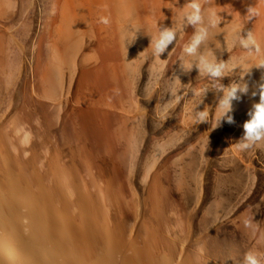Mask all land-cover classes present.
Wrapping results in <instances>:
<instances>
[{
  "label": "bare ground",
  "instance_id": "obj_1",
  "mask_svg": "<svg viewBox=\"0 0 264 264\" xmlns=\"http://www.w3.org/2000/svg\"><path fill=\"white\" fill-rule=\"evenodd\" d=\"M201 2L206 19L214 8L226 26L250 21V32L264 48V15L247 19V9L264 0ZM41 3L37 16L44 20L37 28L47 38L48 52L43 55L32 45V63H27L29 42L15 34L25 38L34 32L32 0H0V264H242L244 254L233 259L228 245L227 253H220L214 237L180 243L181 224L170 225L168 219L178 217V208L166 211L164 189L151 183L143 194L127 192L126 178L120 176L126 144L134 138L125 97L138 55L130 48L133 34L144 36L146 50L156 59L153 38L171 27L189 0ZM102 16L108 25L100 23ZM220 28H212V45L222 41ZM14 48L23 57L11 71ZM91 60L97 63L89 66ZM63 91L82 105L63 106ZM44 100L48 113L41 107ZM25 132L32 135L27 148L20 145ZM92 167L112 189L100 183ZM124 210L135 214L130 227L120 221ZM159 219H165L162 226Z\"/></svg>",
  "mask_w": 264,
  "mask_h": 264
},
{
  "label": "rangeland",
  "instance_id": "obj_2",
  "mask_svg": "<svg viewBox=\"0 0 264 264\" xmlns=\"http://www.w3.org/2000/svg\"><path fill=\"white\" fill-rule=\"evenodd\" d=\"M37 1L32 0L34 32L25 38L15 34L22 43L29 42L25 50L29 57L27 63H32V45L43 55L48 52L47 38L40 35L42 28H37L44 20L37 16V12L42 11V3L38 5ZM52 1L47 0V3ZM51 11L48 9L46 13L50 15ZM182 12L179 9L175 13L170 27L175 30L176 39L170 44L171 48L156 59L146 50L144 36L133 34L130 48L138 55L134 57L125 97L134 117V138L126 144L128 155L120 176L126 178L127 192L143 194L151 183L164 189L166 211L170 212L174 205L178 208V217L170 214L168 219L170 225L174 220L180 222V243L183 239L191 244L198 238L214 237L220 253H227V245L230 246L233 254L229 256L233 259L250 251V247L264 253V140L246 151L235 147L244 136L243 124L250 118L249 112L259 101V95L254 96L253 92L258 93L259 86L264 84V68L256 67L253 58L255 49L243 48L239 43L241 38H247L250 21L242 20L236 30V26H226L221 16L220 32L224 35L220 43L212 45V28L208 27L207 19L204 18L202 25L193 26L180 19ZM200 26L208 27V37L195 54L189 55L184 48L191 43ZM258 43L264 56V48ZM20 56L23 57L22 53L14 48L9 65L11 71L18 66ZM200 56L217 64L224 63V74L212 77L202 73L197 67ZM96 63L91 60L88 65ZM187 63L192 64V70L185 69ZM81 71L79 66L77 72ZM29 77L32 79L31 73ZM77 82L75 76L72 86ZM233 84L246 85L248 92L238 93L240 99L232 102L230 115L234 123L225 122L216 127L219 102ZM63 96L67 102L63 106L72 102L82 105L71 92L63 91ZM41 107L48 113L47 101L44 100ZM201 111H207V121L195 124L194 119ZM68 124L75 129L71 120ZM42 126H46V121L43 120ZM130 159L137 163H128ZM114 165L117 166L116 161ZM92 170L100 183L112 189L97 168L92 167ZM90 192L96 194L91 188ZM153 200L157 201L158 197ZM120 221L127 227L132 226L133 210L122 211ZM161 221L159 219L160 226L163 225ZM259 258L264 264V257Z\"/></svg>",
  "mask_w": 264,
  "mask_h": 264
},
{
  "label": "clouds",
  "instance_id": "obj_3",
  "mask_svg": "<svg viewBox=\"0 0 264 264\" xmlns=\"http://www.w3.org/2000/svg\"><path fill=\"white\" fill-rule=\"evenodd\" d=\"M207 24L208 27L217 28L221 23V16L218 15L214 8H209L207 10ZM264 15V3H260L259 6H252L247 9V19L251 20ZM204 13L202 10L201 0H189L185 9L181 13L180 19L186 20L188 24L197 26L202 25L204 22ZM100 23L104 25L109 24V19L107 17H100ZM155 26V25H154ZM208 27L200 26L197 32L192 37L191 43L184 48V51L193 55L197 52L199 45L208 37ZM239 29V25L236 26V30ZM176 39V32L174 29L165 28L159 31L157 35L152 40V49L154 56H162L163 53L168 49V46L173 43ZM240 45L243 48H249L250 46L255 49L254 59L255 65L258 68H264V56H262V50L260 44L255 38L252 32L247 33V38H241L239 40ZM253 56V53H249ZM186 70H192V64H185ZM202 73H207L212 77H221L224 73L226 65L224 63H214L206 56L199 57L198 66ZM247 86H239L233 84L230 88L226 89L223 98L219 102V107L216 117V127L222 126L223 123H228L232 125L234 123V117L230 115L232 112V102L240 99V94H247ZM259 95V101L253 105L252 110L249 112V119L243 124L244 136L242 140L235 144V147L239 151H246L252 148L257 142L264 140V84H261L257 92H253V95ZM208 113L207 111H201L197 113V117L194 119L195 124L204 123L207 121ZM32 140V135L30 132H25L23 138L20 140V145L24 148L30 146ZM30 155L29 152L24 153V157L27 158ZM248 225V221H245ZM259 257H264V253L248 251L244 254L242 264H261V259ZM239 264V262H237Z\"/></svg>",
  "mask_w": 264,
  "mask_h": 264
}]
</instances>
